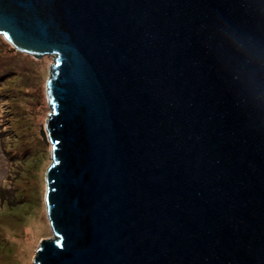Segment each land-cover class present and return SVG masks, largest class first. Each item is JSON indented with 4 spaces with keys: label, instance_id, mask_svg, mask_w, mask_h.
Listing matches in <instances>:
<instances>
[{
    "label": "water",
    "instance_id": "obj_1",
    "mask_svg": "<svg viewBox=\"0 0 264 264\" xmlns=\"http://www.w3.org/2000/svg\"><path fill=\"white\" fill-rule=\"evenodd\" d=\"M56 57L35 264H264V0H0Z\"/></svg>",
    "mask_w": 264,
    "mask_h": 264
},
{
    "label": "rangeland",
    "instance_id": "obj_2",
    "mask_svg": "<svg viewBox=\"0 0 264 264\" xmlns=\"http://www.w3.org/2000/svg\"><path fill=\"white\" fill-rule=\"evenodd\" d=\"M12 48L0 34V122L25 126L16 143L0 134V189L14 190L0 208V264H35L40 244L54 238L45 199L52 147L40 131L52 113L48 82L56 57Z\"/></svg>",
    "mask_w": 264,
    "mask_h": 264
},
{
    "label": "trees",
    "instance_id": "obj_3",
    "mask_svg": "<svg viewBox=\"0 0 264 264\" xmlns=\"http://www.w3.org/2000/svg\"><path fill=\"white\" fill-rule=\"evenodd\" d=\"M2 91H4L3 89H1L0 88V93L2 92ZM5 123V122H4ZM4 123L2 122H0V126H1V128H0V130H2V132L0 133V134H2V135H4L5 137H10V143H12L13 142V138H15L16 140H18L19 141V136H18V134L19 133H23V131L25 130V126H24V124L23 123H21V125L19 126L18 124L16 125L17 127H13L14 126V124H13V126H11L10 125V127H4ZM17 123V122H16ZM15 123V124H16ZM13 129V130H12ZM9 133H11V134H9ZM16 140H14V142L16 143L17 141ZM9 143V144H10ZM15 143H13L12 145H11V147H15L16 145H15ZM12 191H14L13 189L12 190H7V189H0V208L1 209H3V207H4V205H5V202L6 201H8L9 202V200H8V198H10V194H11V192ZM16 192V191H15Z\"/></svg>",
    "mask_w": 264,
    "mask_h": 264
}]
</instances>
